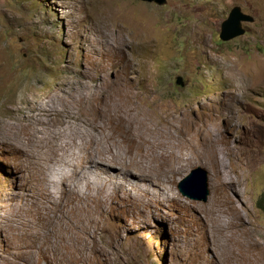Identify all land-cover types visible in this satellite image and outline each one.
<instances>
[{
  "label": "rangeland",
  "instance_id": "374dc122",
  "mask_svg": "<svg viewBox=\"0 0 264 264\" xmlns=\"http://www.w3.org/2000/svg\"><path fill=\"white\" fill-rule=\"evenodd\" d=\"M234 5L255 20L223 41ZM101 79L118 88L129 82L132 116L215 121L224 130L225 173L235 180L226 201L216 197L210 161L191 146L177 172L113 192L109 174L121 165L98 157L108 149L111 158V127L80 116V101L67 109L60 98ZM36 110L49 122L33 124ZM193 130L191 142H201ZM76 134L100 148L80 144L77 162L89 154L107 172L83 207L69 203L50 162L60 153L62 163V138ZM197 166L209 173L206 201L178 188ZM80 180L70 172L64 184L87 191ZM246 228L258 245L241 238ZM0 264H264V0H0Z\"/></svg>",
  "mask_w": 264,
  "mask_h": 264
},
{
  "label": "bare ground",
  "instance_id": "6f19581e",
  "mask_svg": "<svg viewBox=\"0 0 264 264\" xmlns=\"http://www.w3.org/2000/svg\"><path fill=\"white\" fill-rule=\"evenodd\" d=\"M75 89H76L75 91H77L76 96H73L68 91L62 92V95H60L62 102L66 107L68 106L67 109H70L72 107V102H73L72 101L68 105L70 100L76 99L80 101L81 109H80V113H78L80 116L97 117L100 120H102L104 123L108 124V127H111L110 131L105 136L107 139L111 138L112 140V154L110 158L108 155V149H100L98 147L96 140L92 136L89 137L81 134H76L73 136L62 138L63 145L64 147H66V153H61L64 155V159L62 160V163H60L61 155H59L60 153H57L51 159L50 162L53 163L52 165L53 172L56 174L54 178L55 182L68 191L67 197L69 195V199H68L69 203L71 202L76 207L82 206L84 203H86L85 199L88 200V193L92 190L101 189L107 179L106 168L102 169L101 167L98 166V158H95L92 155L90 156L89 154H83L84 156H82L80 161L77 162L78 160L77 147L80 144H83V146L84 144H86L88 147L96 145L97 148L100 149L99 151L100 153H98L100 156L98 157L101 158L102 161L103 158L109 161L108 164L120 163L121 171L118 174H114V173L109 174L111 179L110 189H112L113 192L128 191L127 185L128 184L132 186L138 185L139 184L138 181H146V182L148 181L151 184L153 183L152 178L154 175L157 176V174L163 172H175L176 170H178V167H181V165L183 164L182 161L188 160L185 157L186 153L183 152L185 149H189V146H191L192 149L194 150V152H192L193 154H196L197 157H201L202 155H205L207 159L210 161L211 168L214 174L213 186L215 189L216 197H219V199H221L222 196H225L224 201H226V194L228 193L227 192L228 187L230 184H234L235 180L233 179L229 171L225 173L226 154L225 151H223L224 141L222 134L224 130L221 131L216 129L215 128L216 126L214 125L215 121L213 122V124L203 122V124L200 125L190 117L191 115L184 113L183 114L172 113L171 115H166L167 113H163V114L159 113L155 115L154 119L148 118L146 115H142L141 113H140L141 116L140 115L132 116L130 114V104L131 102L133 103V101L130 95V85L127 80H124L123 86H120L119 88L116 86L112 87L107 80L101 79V81L98 82V86L94 89L87 90L86 85L79 83L75 86ZM111 94H113V97L112 99L109 100V98H111L112 96ZM149 99H150L149 97L145 96V100H149ZM150 100H151V104H154L153 98ZM137 107L138 105H136V108ZM48 110L54 111V108H49ZM144 112L143 114H145ZM34 113L36 114V117L35 119L33 118L34 119L32 121L33 124L35 122L37 123L46 122V120H47L46 123L49 122L48 119H43L37 116V114L43 113L42 110H36L34 111ZM157 122H163V125L158 126ZM192 129L196 130L193 131L197 134V137L200 136L202 140L201 142L200 141L199 143L197 141H195L197 143L191 142L190 131H192ZM146 136L149 137L147 138ZM150 137H154V140H150ZM161 137L164 138L160 140L159 138ZM158 139L160 141H158ZM186 142H188L189 144L188 147H185L187 145ZM61 164L67 166V168L64 169L63 167H61ZM70 172H72L74 175L78 176L82 181L85 182L86 187L88 188L87 191L78 192L76 188L77 186L76 184L72 188H68V189L66 188L64 184V180ZM101 173H105V176H101L100 175ZM93 175H95L94 179H93ZM164 179L166 178H163V180ZM42 180L43 182H47L48 178L45 177ZM77 181L79 182V180ZM45 190L47 191V195H48L47 197L50 200V194L52 190L50 189L51 190L50 191L48 187ZM213 202L215 203V199ZM62 207L64 208V206ZM233 224L236 226L242 225L241 223L238 222H234ZM240 236L250 245L259 244L258 240H256V238L252 234V231L249 228L240 229Z\"/></svg>",
  "mask_w": 264,
  "mask_h": 264
},
{
  "label": "water",
  "instance_id": "95a60500",
  "mask_svg": "<svg viewBox=\"0 0 264 264\" xmlns=\"http://www.w3.org/2000/svg\"><path fill=\"white\" fill-rule=\"evenodd\" d=\"M144 1H154L160 5L166 2V0ZM254 20L255 17L252 14L243 11L240 5H234L227 18L222 21L220 38L223 41H229L243 35L246 31L243 23ZM176 82L183 85V77L178 76ZM178 188L184 196L199 201H206L210 194L208 171L202 166L193 168L188 175L179 181Z\"/></svg>",
  "mask_w": 264,
  "mask_h": 264
},
{
  "label": "clouds",
  "instance_id": "9594fccd",
  "mask_svg": "<svg viewBox=\"0 0 264 264\" xmlns=\"http://www.w3.org/2000/svg\"><path fill=\"white\" fill-rule=\"evenodd\" d=\"M188 175V174H187ZM208 175H209V173H208Z\"/></svg>",
  "mask_w": 264,
  "mask_h": 264
}]
</instances>
